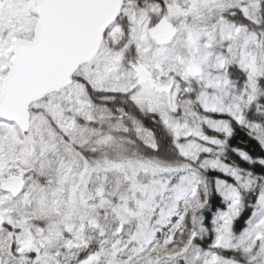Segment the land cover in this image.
I'll use <instances>...</instances> for the list:
<instances>
[{
  "label": "snow or ice",
  "instance_id": "1",
  "mask_svg": "<svg viewBox=\"0 0 264 264\" xmlns=\"http://www.w3.org/2000/svg\"><path fill=\"white\" fill-rule=\"evenodd\" d=\"M261 97L264 0H0V264H264Z\"/></svg>",
  "mask_w": 264,
  "mask_h": 264
},
{
  "label": "trees",
  "instance_id": "2",
  "mask_svg": "<svg viewBox=\"0 0 264 264\" xmlns=\"http://www.w3.org/2000/svg\"><path fill=\"white\" fill-rule=\"evenodd\" d=\"M262 100H264V97H261ZM145 124L149 127L152 126V122L145 118ZM161 133L157 132V138H160ZM171 142V137L168 136L161 144V151L164 150V148L167 146L168 143ZM230 147L228 149L227 155L236 162H239L241 167L248 168V167H254L256 172L264 173V167L256 164V165H249L248 162L242 161L239 157V155L232 151V148H239L241 150H244L245 152L249 153L253 157L256 156H264V149H261L260 145L257 143V140L252 138L251 133L248 131L237 127L236 133L233 136L232 139L228 141ZM209 177L214 178L217 175H221L220 173L210 171L208 173ZM229 179H231L229 177ZM211 196L208 201V206L204 209V223L208 226V231L203 234V237L200 241L201 247H207L211 243L214 242L215 239V232L212 230V220L213 218L218 215L221 211H224L227 207L226 201L223 199V197L219 194V192L216 190L215 186H213L211 189ZM252 215L251 208L245 207L243 211L241 212L240 216L236 219L234 223V230L239 233L241 232L245 226L248 218Z\"/></svg>",
  "mask_w": 264,
  "mask_h": 264
}]
</instances>
